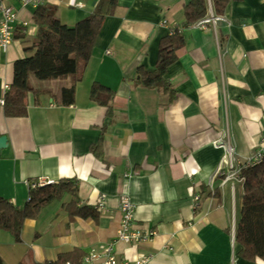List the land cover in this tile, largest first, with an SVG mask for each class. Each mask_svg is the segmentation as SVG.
Returning a JSON list of instances; mask_svg holds the SVG:
<instances>
[{
	"label": "crops",
	"instance_id": "crops-1",
	"mask_svg": "<svg viewBox=\"0 0 264 264\" xmlns=\"http://www.w3.org/2000/svg\"><path fill=\"white\" fill-rule=\"evenodd\" d=\"M7 1L18 22L14 40L0 46V100L14 80L15 61L38 32L36 6ZM99 1L41 3L56 6L57 17L74 26ZM116 1L86 66L63 78L31 75L39 91L27 96L25 116H7L0 101V137L7 138L0 145V197L22 207L31 182L69 179L78 185L79 205L96 207L105 196V207L97 208V219H72L66 193L25 220L19 241L0 229V257L5 264H43L71 252L81 262L115 239L127 195L136 204L134 224L155 235L135 245L115 242L119 259L264 264L239 254L243 182L223 183L225 148L216 144L228 141L242 157L264 144V0H230L224 19L205 28L185 24L191 0ZM210 8L215 13L212 0ZM174 28L186 43L163 79L148 85L145 73L156 68L161 38ZM73 83L74 100L63 104L62 89Z\"/></svg>",
	"mask_w": 264,
	"mask_h": 264
},
{
	"label": "trees",
	"instance_id": "trees-1",
	"mask_svg": "<svg viewBox=\"0 0 264 264\" xmlns=\"http://www.w3.org/2000/svg\"><path fill=\"white\" fill-rule=\"evenodd\" d=\"M230 0H212L216 15H224ZM118 1L100 0L85 18L74 26L64 24L56 14V6L40 3L34 13L38 32L35 40L27 44L24 50L27 55L15 61L14 80L4 95V112L7 116H25L28 109L30 93L38 89L30 84V76L36 80H46L75 73L78 67L86 66L92 57L94 47L107 14L113 12ZM187 26L203 19L208 13V0H191L185 8ZM183 30L174 28L166 37L161 38L156 68L146 72L148 85L160 82L167 67L178 58V50L186 43ZM23 37V34H22ZM102 87V86H101ZM99 88L97 83L93 91ZM104 87H102L103 89ZM75 84L62 89V103L69 104L74 100ZM244 176V194L241 208L237 215L235 239L240 246L239 254L249 260L264 258V158L260 164L245 167L241 170ZM78 185L73 180L61 179L58 182L43 186L29 187V195L24 206H17L7 198L0 197V229L11 232L17 241L21 239L24 222L35 218L41 209L52 200L62 199L66 193L72 198L64 203L70 218H98L96 207L79 205ZM77 251V250H76ZM75 252V251H73ZM71 252L61 253L56 261L43 264H60L74 262ZM0 264H5L0 257ZM19 264H24L20 262Z\"/></svg>",
	"mask_w": 264,
	"mask_h": 264
},
{
	"label": "built area",
	"instance_id": "built-area-1",
	"mask_svg": "<svg viewBox=\"0 0 264 264\" xmlns=\"http://www.w3.org/2000/svg\"><path fill=\"white\" fill-rule=\"evenodd\" d=\"M22 5H34L37 6L41 3V0H22ZM210 13L203 19L198 20L194 24L200 27H207L208 23H217L224 19L223 15H215L210 8ZM0 46L9 45L14 40L15 26L18 22V15L16 9L11 6L7 0H0ZM9 85L6 86V90ZM4 103V98L0 100ZM219 147L225 148V159L224 166L227 167V172L224 173L223 183L234 179L239 181H244V176H242L241 170L245 167H250L252 165L260 164L264 158V144L254 151L250 156L242 157L237 153L235 148L228 142L219 139L216 143ZM222 170V169H221ZM53 180H38L36 182H31L30 187L43 186L47 183H51ZM201 199L200 195H195L193 208L197 209L199 201ZM106 199L105 196H101L96 205V208L102 209L105 207ZM136 204L129 198V196L124 195L120 200V211L122 213L121 222L117 230V236L114 240L110 242L101 243L97 250L91 251L87 254L84 259L79 264H151V257L148 255H143L134 260L129 259H119L116 252L114 251V244L117 241H121L127 244L135 245L140 244L145 241H149L155 235L153 230H144L136 224L135 222V211ZM60 264H72L70 261H65Z\"/></svg>",
	"mask_w": 264,
	"mask_h": 264
},
{
	"label": "water",
	"instance_id": "water-1",
	"mask_svg": "<svg viewBox=\"0 0 264 264\" xmlns=\"http://www.w3.org/2000/svg\"><path fill=\"white\" fill-rule=\"evenodd\" d=\"M6 141H7V138L5 136H1L0 137V145L1 146L6 145Z\"/></svg>",
	"mask_w": 264,
	"mask_h": 264
},
{
	"label": "rangeland",
	"instance_id": "rangeland-1",
	"mask_svg": "<svg viewBox=\"0 0 264 264\" xmlns=\"http://www.w3.org/2000/svg\"><path fill=\"white\" fill-rule=\"evenodd\" d=\"M215 14V13H214ZM216 15V14H215Z\"/></svg>",
	"mask_w": 264,
	"mask_h": 264
}]
</instances>
